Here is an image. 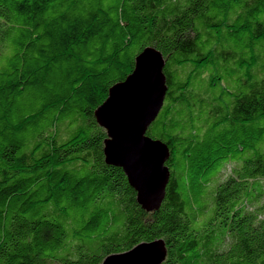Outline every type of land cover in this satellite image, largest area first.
<instances>
[{"label": "trees", "instance_id": "16d2710c", "mask_svg": "<svg viewBox=\"0 0 264 264\" xmlns=\"http://www.w3.org/2000/svg\"><path fill=\"white\" fill-rule=\"evenodd\" d=\"M148 47L169 146L147 213L108 166L95 111ZM264 264V0H0V264Z\"/></svg>", "mask_w": 264, "mask_h": 264}, {"label": "water", "instance_id": "95a60500", "mask_svg": "<svg viewBox=\"0 0 264 264\" xmlns=\"http://www.w3.org/2000/svg\"><path fill=\"white\" fill-rule=\"evenodd\" d=\"M145 52L148 59L155 61L152 75L146 81L125 88L123 85L136 74L139 61L144 65ZM165 67L166 59L160 51L145 48L136 57L133 72L109 89L107 100L94 114L107 135L104 141L106 164L123 171L137 194L138 204L147 213L160 210L171 179L167 165L171 157L169 146L147 135L166 100ZM109 103L111 105L106 107ZM138 248L142 251L137 252ZM167 256L165 241L155 240L141 243L128 252L110 255L102 264H163Z\"/></svg>", "mask_w": 264, "mask_h": 264}, {"label": "snow or ice", "instance_id": "6c2138e0", "mask_svg": "<svg viewBox=\"0 0 264 264\" xmlns=\"http://www.w3.org/2000/svg\"><path fill=\"white\" fill-rule=\"evenodd\" d=\"M143 56L145 57V63L143 66H141V63L139 61V67L136 71V74L131 78V80H129L128 84L123 85L125 88H129L134 86L137 82L140 81H146L147 79L150 78V76L152 75L153 72V66H154V60H150L148 59V53L145 52L143 54ZM110 102V101H109ZM111 104L109 103V105H106V107H109ZM142 251V249H137V252ZM135 254V253H134Z\"/></svg>", "mask_w": 264, "mask_h": 264}]
</instances>
